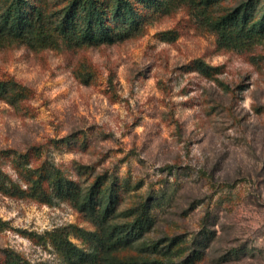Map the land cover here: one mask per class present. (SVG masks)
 <instances>
[{
  "label": "rangeland",
  "instance_id": "rangeland-1",
  "mask_svg": "<svg viewBox=\"0 0 264 264\" xmlns=\"http://www.w3.org/2000/svg\"><path fill=\"white\" fill-rule=\"evenodd\" d=\"M168 1L117 44L0 42V80L24 92L0 100V173L24 189L28 171L56 168L78 193L103 174L124 205L151 200L154 236L175 242L176 260L264 264V36L225 42L214 9ZM241 4L264 11V0L217 11ZM69 226L92 230L68 200L0 193V264H68L51 233Z\"/></svg>",
  "mask_w": 264,
  "mask_h": 264
},
{
  "label": "trees",
  "instance_id": "trees-1",
  "mask_svg": "<svg viewBox=\"0 0 264 264\" xmlns=\"http://www.w3.org/2000/svg\"><path fill=\"white\" fill-rule=\"evenodd\" d=\"M226 0H198L197 6L214 9L209 25L223 41L247 42L264 36V11L252 6L222 7ZM168 0H0V42L13 41L30 49L56 48L59 43L80 48L112 45L135 38L154 18L172 6ZM239 35H242L240 37ZM198 63L197 70L207 73ZM23 88L12 78L0 80V100L22 99ZM26 186L0 173V193L40 204L56 197L71 202L92 230L69 226L51 233V241L68 264H185L174 258V241L154 236L151 200L124 205L120 186L96 174L77 191L78 184L59 170L36 168L23 176ZM87 244L71 242L69 235ZM3 264H19L3 255Z\"/></svg>",
  "mask_w": 264,
  "mask_h": 264
}]
</instances>
